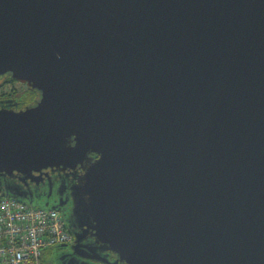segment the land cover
<instances>
[{
    "label": "water",
    "instance_id": "95a60500",
    "mask_svg": "<svg viewBox=\"0 0 264 264\" xmlns=\"http://www.w3.org/2000/svg\"><path fill=\"white\" fill-rule=\"evenodd\" d=\"M5 76L41 98L0 108V173L81 165L88 257L264 264V0H0Z\"/></svg>",
    "mask_w": 264,
    "mask_h": 264
},
{
    "label": "flooded vegetation",
    "instance_id": "af4514ba",
    "mask_svg": "<svg viewBox=\"0 0 264 264\" xmlns=\"http://www.w3.org/2000/svg\"><path fill=\"white\" fill-rule=\"evenodd\" d=\"M9 79L14 83L20 82L5 76L0 78V85L3 81L7 83ZM22 84L26 85L25 91L15 94L0 93V108L20 110L38 103L41 98L40 91L31 88L27 83ZM83 172L84 169L78 165L74 169L63 166L47 168L30 178L18 173H0V194L14 193L35 206L56 208L65 218L72 239L70 242L53 246L52 254L46 258L47 264H71L73 260L76 261L75 264H108L103 260L88 257L91 255L101 256L108 261L118 258L91 234L85 236L79 245H75L80 224L74 216V186ZM91 245L97 246L96 252L89 249Z\"/></svg>",
    "mask_w": 264,
    "mask_h": 264
},
{
    "label": "built area",
    "instance_id": "2783aa9c",
    "mask_svg": "<svg viewBox=\"0 0 264 264\" xmlns=\"http://www.w3.org/2000/svg\"><path fill=\"white\" fill-rule=\"evenodd\" d=\"M71 239L58 209L0 194V264H42L45 250Z\"/></svg>",
    "mask_w": 264,
    "mask_h": 264
},
{
    "label": "rangeland",
    "instance_id": "374dc122",
    "mask_svg": "<svg viewBox=\"0 0 264 264\" xmlns=\"http://www.w3.org/2000/svg\"><path fill=\"white\" fill-rule=\"evenodd\" d=\"M7 78H10V76H7ZM25 82H16L14 83L12 80H8V82L6 83L5 81L2 82V84L0 85V93H4V94H8V93H20L22 91L26 90V85L22 84ZM47 263V261H46Z\"/></svg>",
    "mask_w": 264,
    "mask_h": 264
},
{
    "label": "trees",
    "instance_id": "16d2710c",
    "mask_svg": "<svg viewBox=\"0 0 264 264\" xmlns=\"http://www.w3.org/2000/svg\"><path fill=\"white\" fill-rule=\"evenodd\" d=\"M51 254H52V247L44 251L43 257H42V264H47L46 263V258H48V256H50Z\"/></svg>",
    "mask_w": 264,
    "mask_h": 264
}]
</instances>
